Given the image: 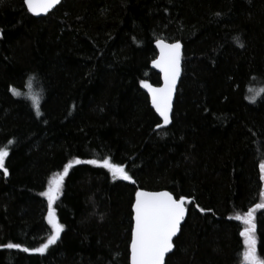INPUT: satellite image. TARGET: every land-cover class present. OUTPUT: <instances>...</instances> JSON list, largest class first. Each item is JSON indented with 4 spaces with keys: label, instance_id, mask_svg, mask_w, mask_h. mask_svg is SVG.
Segmentation results:
<instances>
[{
    "label": "trees",
    "instance_id": "16d2710c",
    "mask_svg": "<svg viewBox=\"0 0 264 264\" xmlns=\"http://www.w3.org/2000/svg\"><path fill=\"white\" fill-rule=\"evenodd\" d=\"M156 40L182 45L166 128L141 87L160 84ZM249 89H264V0H62L41 18L0 0V264H129L137 190L190 202L166 264H244L235 216L264 203V92L253 104ZM105 158L132 180L74 164L54 205L59 242L3 247L46 243L50 178ZM255 222L264 259V209Z\"/></svg>",
    "mask_w": 264,
    "mask_h": 264
},
{
    "label": "snow or ice",
    "instance_id": "6c2138e0",
    "mask_svg": "<svg viewBox=\"0 0 264 264\" xmlns=\"http://www.w3.org/2000/svg\"><path fill=\"white\" fill-rule=\"evenodd\" d=\"M27 5V11L39 15L46 13L59 3V0H24ZM238 46L243 47L236 38ZM156 48L159 49V56L152 61V66L159 69L162 74L163 84L160 87H153L150 83L141 82V87L147 89L151 99V106L162 119L163 125L167 126L170 121V113L173 108V93L176 89L177 80L181 74V48L179 41L175 43H166L163 40H156ZM31 79V78H30ZM31 88V83H29ZM13 95L19 96L21 93L10 89ZM250 96L246 97L249 103H256L264 89H249ZM26 99L31 101L37 117L41 116L40 98L41 94H25ZM161 127V125H157ZM12 141H8L12 145ZM9 152L6 148H0V170L4 176H8V170L5 167V159ZM93 165L106 169L111 174L112 179L121 181H131L132 177L126 171L125 167L112 163L105 158L102 161L97 159H75L63 166L62 172L54 175L49 181L46 191L40 195L47 198V224L51 226V234L47 242L39 247L29 249L21 247L19 243H7L3 245L6 249H19L25 253H38L43 255L50 246L56 245L61 239V233L65 231V225L57 220V208L62 189L65 187V177L68 176L69 170L73 165ZM259 179L264 181V161L259 165ZM264 197V190L260 192ZM190 203V202H187ZM257 209H264V203H258L254 208L243 215L235 216V220L241 221L245 227L239 233L243 238V262L244 264H264V259H260L257 254V225L255 222V213ZM132 227L130 236V264H166V255L171 253L174 248L173 237L181 229V222L186 215V199L181 196L179 199L174 198L169 191H143L137 190L135 201L132 205ZM204 212V209H200Z\"/></svg>",
    "mask_w": 264,
    "mask_h": 264
},
{
    "label": "water",
    "instance_id": "95a60500",
    "mask_svg": "<svg viewBox=\"0 0 264 264\" xmlns=\"http://www.w3.org/2000/svg\"><path fill=\"white\" fill-rule=\"evenodd\" d=\"M61 2H62V0H59V3H58L57 5H55L53 8L49 9L48 12H46V13H40L39 15H34V14L28 12V11H27V12H28L31 16L35 17V18L45 17L47 14H49L50 12H52V11H53V10H54V9H55V8L61 3ZM24 6H25V8H26V10H27V5L25 4V2H24ZM166 43H169V42H166ZM155 49H156V58H155V59H157L158 56H159V49L156 48V44H155ZM181 51H182V48H181ZM152 70H153L156 74H158V75H159V78H160V84H159L158 86H155V85H152V86H153V87H160V86H162V84H163L162 74L159 72V69L154 68V67L152 66ZM179 80H180V76H179V78H178V80H177L176 89H177V86H178ZM176 89H175V91H174V93H173V101H172V104L174 103ZM143 92H144V93L146 94V96L148 97V99H149V103H150V108H151L152 111L155 113V115L157 116V118L160 120V122H161V126L164 127V128L168 127V126L171 124V122H170L167 126H164V125H163V121H162V119L158 116V114L155 112V110H154V109L152 108V106H151V99H150V96L148 95L147 89L143 88ZM171 115H172V112L170 113V121H171ZM134 201H135V199H134ZM187 202H188V200H186V203H187ZM132 216H133V211H132ZM132 223H133V221H132ZM182 223H183V221L181 222V225H182ZM178 234H179V232L177 233V236H178ZM177 236L173 237V240H174ZM171 253H172V252H171ZM171 253L167 254V255H166V258H167L168 255H170ZM129 264H130V250H129Z\"/></svg>",
    "mask_w": 264,
    "mask_h": 264
},
{
    "label": "rangeland",
    "instance_id": "374dc122",
    "mask_svg": "<svg viewBox=\"0 0 264 264\" xmlns=\"http://www.w3.org/2000/svg\"><path fill=\"white\" fill-rule=\"evenodd\" d=\"M110 175H111V174H110ZM52 177H53V176H52ZM52 177H51V178H52ZM51 178H50V179H51ZM45 198H46V197H45ZM46 200H47V198H46Z\"/></svg>",
    "mask_w": 264,
    "mask_h": 264
}]
</instances>
